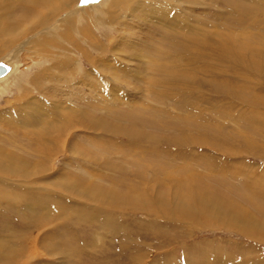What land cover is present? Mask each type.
Here are the masks:
<instances>
[{
  "label": "rangeland",
  "instance_id": "obj_1",
  "mask_svg": "<svg viewBox=\"0 0 264 264\" xmlns=\"http://www.w3.org/2000/svg\"><path fill=\"white\" fill-rule=\"evenodd\" d=\"M186 8L184 10H187L188 14L190 11V14H194L193 12H205L208 15L209 12H212L213 7L210 5L205 7L195 5L194 7L186 6ZM174 9L162 14H165L169 18L168 20L177 19V17L174 18L176 14L173 12ZM127 12L120 13L121 16L118 18L116 14L115 19L117 21L115 20L113 25L108 24L109 26L106 25L104 18L101 20L100 25L97 26L98 23L95 24V17L91 19H87L85 16L82 17L83 22H81L88 23L89 36L91 38L93 35L96 36V42L91 40L90 42L89 40L80 42L82 39L79 40L78 43L85 51L86 57L77 56L74 60L76 65L74 67L75 74L69 83L61 84L63 78L56 73L52 74L53 81L50 84L53 85H50L49 82L47 83V79L44 81L41 79L43 83L40 86L42 87L35 86L32 83L33 77L41 73L44 66L45 71L50 66V63L44 61L38 51L30 47L36 41V38L35 40L31 39L33 37L32 34L23 38L25 40L29 39L27 41L30 44L20 53L19 57L14 58L15 60L8 58L11 62H18L15 74H22L21 77L27 79L26 81L25 79L22 80L21 86H25L24 88L26 89L29 87V89L26 91L28 92L27 94L23 92L25 90H21V86L19 88L18 85H15V87L10 85L5 91L7 93H3L0 96V129L5 126V128L0 130L2 134L0 136H4V133L11 134L15 131L16 134L18 133V138H20L22 133H36V130L41 127H46L45 130L47 132L57 128L56 131L61 133V135L57 142L48 144V149H50V152L52 151L49 157L39 155V159L35 157L34 152H31L24 145L25 142L18 141L16 134L12 136V138L16 139L13 140L18 142L8 147L12 146L10 149L16 154H28L25 163L28 162L31 165H29L27 172L33 175L24 182L20 181L19 177L17 178L18 180L15 178V182L7 181L0 177L2 178L0 181H3L1 182L2 185L5 186L8 183L7 187L10 186L12 191V198L7 201L4 199V202L0 200V259L3 258L4 264H193L191 262L192 259L202 255L201 253L204 250L207 251L206 256L214 260L217 256L209 255V250H214L218 247L224 249L222 256L231 254L233 260L230 261L224 257V260L221 259V261H216L214 264H264V237L249 238L236 229H239V227L214 226L211 222L212 227L207 224V226H201V228L197 224L189 223L182 218L177 220L176 217H172L167 220L164 216H161L162 214L157 212L161 205L158 193L166 191L164 196L169 206L175 208L174 192L178 189V184L175 185L174 182L167 180L165 174H159L158 165L155 164L158 163L165 169L164 173L175 179L189 176L193 179L196 175H200L204 179L205 176L223 178V184H217L216 186L212 184L213 181H206L205 179L204 182L206 184L203 186L208 191L227 192L229 193V199L234 201L239 199V196L243 197L242 193H245V191L240 186L245 182L258 187L261 189V193H264V86L260 88L256 84L255 77L249 73L232 71L225 62L219 61L217 63V61L212 59L191 62L190 56L186 57V55H180L182 58H178L176 55L166 57V59H171L170 61L173 64L180 66V70L183 68L181 71L185 73H180L177 77L174 76V81L172 82L170 81L171 72L169 71L162 73L163 75L165 74L164 77L160 74L162 79L159 75L154 76V80H157L155 81L157 89L151 90L148 87H144L146 85L143 81L141 83L144 84V86L142 85L144 88H140L138 84L137 89L131 87L128 83L125 85L118 84L117 80H121V77L124 76L129 80H133L130 75H125V71L132 72L131 70H134L139 60H144L143 56L132 48L133 43L135 44L133 39L137 38L135 39L137 40L136 42L141 45H148L151 41V34L146 29L147 24H150L151 28L153 25L163 27L164 24H168L165 21L166 23L161 22L163 25H158L157 21L152 22L150 18L144 20L142 14L138 13L135 21L131 19L128 21L127 18H124ZM171 12L173 13L171 14ZM139 18H142V20L139 21ZM119 19L128 23L127 26H133L132 30L128 32L132 34L129 35L130 39L128 40L126 39L127 31L121 34L122 29H120ZM183 19L184 16L179 17V21ZM91 20L94 21L91 22ZM106 26L110 27V29H106ZM91 27L94 29L92 30ZM154 37L159 39L158 35ZM37 38L39 37L37 36ZM123 41H127V44ZM21 43L19 42L18 45ZM143 60L140 61L145 62ZM203 62H205L206 66L204 64H202L203 66L201 65ZM93 65L96 66L95 69L94 67L91 68ZM218 66L220 70L217 68ZM103 67H108V71L104 70ZM202 67L207 68L208 71H203ZM90 69L93 71L89 78V84L86 85L84 80L78 82L80 75ZM198 69L200 70L198 71ZM205 73L209 74L206 75ZM213 73L215 74L213 75ZM146 74L148 73H143L142 78ZM239 74L241 76L245 75L244 77L242 76L243 79ZM73 77L79 83L77 87L83 86L80 88L79 96L74 94V89H72L74 88L73 85L77 84V82H73ZM119 77L120 79H117ZM60 78L61 80H59ZM216 78L217 81H213ZM250 78L252 81L249 80ZM102 80L104 81L102 82ZM91 82H94L93 87L90 84ZM237 83L240 85L237 86ZM56 85L60 88L56 89ZM90 85L91 87H89ZM165 85L167 86L164 87ZM246 85L249 88L245 87ZM242 86L245 88H242ZM38 88L41 90H38ZM230 88L236 89V91L230 90ZM248 89L251 90L248 91ZM242 90H245L244 94ZM181 92L183 94L181 95L182 97L180 96ZM86 94L90 97L88 99H92L91 102L94 103L96 110H98L95 118L100 119L99 121H102L103 125L108 124L106 129H100L97 125L92 126L93 129H89L91 127L90 123L82 122L79 118L76 123H71L72 121L68 123L63 117L57 119L60 115L58 113L62 112L67 115L70 110L77 109L78 102L81 99L84 100L83 96L86 97ZM229 95L232 97L230 98ZM155 96L158 97L156 101L154 100ZM243 96H246V99H241V101L240 97ZM249 98L253 99L250 105L247 100ZM158 99L161 100L158 102ZM257 100L260 103L255 102ZM5 101H8L9 105ZM137 103L138 106L140 105L139 110H141L140 108L147 110L148 115H151L150 120L161 126L162 130H154L148 127L146 123H144V126L136 124L142 136L149 135L153 139L155 138L154 140L152 138L142 140L137 138L138 136L131 137L128 140L123 132V135H118L119 130H130V132H134V130L131 131V126L124 124L123 121H118V116L113 113L117 109H123L126 105H130L131 108L137 107ZM35 108L36 110H34ZM112 108L115 112L111 110ZM103 109H106V111H103ZM108 111L113 112L111 113L114 117L113 119L108 115ZM138 114L142 115V112ZM25 115L27 118L23 119L26 117ZM256 115L259 116L257 119L254 118ZM43 116L46 117L43 118ZM38 117L41 118L39 119ZM50 117L52 118L51 120ZM75 118L72 120H75ZM246 118L247 120H245ZM28 119L30 123L27 122L29 121ZM36 119L38 121L41 120L39 124H37L38 121ZM198 119H200L199 123ZM193 120L195 121L193 122ZM185 121H189L188 123L191 126ZM25 122L28 125H24L26 124ZM96 123L98 122L96 121ZM6 125L10 126L6 127ZM192 125H196L195 127L197 128H192ZM37 127L38 129H36ZM108 127L114 128L117 133L108 132ZM34 128L35 131L31 130ZM4 130L5 132L3 133ZM25 130L27 131L25 132ZM197 131L198 134H196ZM182 138L188 139L186 141ZM198 138L203 141L204 145H201L202 141L200 140L201 142H199ZM14 147L16 150L13 149ZM144 153L158 154L161 159L157 157L159 162L154 159L144 160L142 157L149 156H145ZM37 162L41 163L42 167L39 166L32 169ZM68 178L69 180H67ZM88 179L89 181L87 182ZM194 181L196 180L194 179ZM91 188L97 189L96 192H93ZM221 189L224 190L218 191ZM100 190L115 191L123 195L127 193L131 196L130 198L128 197L131 202L128 204L122 198L114 201L98 196ZM89 194L97 195L89 197ZM154 194H156L157 198H154ZM137 197L139 199H135ZM208 200L211 204H214V201H211L210 198ZM259 202L261 203L262 201L259 200ZM236 204L237 207L241 204L240 207L246 210L249 208L245 202H237ZM219 205L221 204L218 201L216 206L219 207ZM195 206L198 208L197 205ZM172 211L173 213L175 212L174 210ZM214 218H217V216ZM261 219H264V217L259 218V220ZM106 221H114V228L117 227L116 229H118L115 235L112 236L111 232L104 227L107 223ZM199 223L202 225V222ZM123 234L126 235L124 239ZM5 253H12L13 258L9 260L10 262L2 256Z\"/></svg>",
  "mask_w": 264,
  "mask_h": 264
},
{
  "label": "bare ground",
  "instance_id": "obj_2",
  "mask_svg": "<svg viewBox=\"0 0 264 264\" xmlns=\"http://www.w3.org/2000/svg\"><path fill=\"white\" fill-rule=\"evenodd\" d=\"M79 1L80 0H0V58H1L0 59V66L2 65L5 68V74L0 77V96L3 93H7L5 91H7V89L10 87V85H14V87H15V85L16 86L18 85V87L20 88V86L23 82L22 80L25 79V77H21L22 74L21 75L15 74L18 62L17 63H16V61L11 62L8 59V58H10L11 60L14 58L16 59L17 57H19L20 53L23 52V50H25V48L29 46L30 42L27 41L29 39L25 40L23 38L28 37L30 34H32L33 37L31 39L35 40V38H36V41H34L30 47L32 49H35L36 51H38V53L42 55V58L44 59V61L50 63V66L48 69H46V71H45V68H44L45 66H44L43 67L44 70L42 68V72L36 74L33 77L32 83L35 86L42 87V86H40V84L42 85L43 81L45 79H47L46 82L47 83L49 82V84H50V82L53 81V77H52L53 75L52 74L56 73L58 75L60 74L62 76L61 78H63L62 79L63 82H61V84H66V83H69V81H72L71 78L75 74L74 67H76V65L74 63V60L76 59V57L77 56L78 57H80V56L86 57L85 51L81 48L82 46L79 45V43H78L79 40L82 39V41H80V42H85V41L87 42V40H89V42H90V40L92 42H96L95 41L96 36L93 35L92 38L89 36L90 31L88 30L89 29L88 23L87 24L85 22L82 23L83 22L82 17L85 16L87 19H91L92 17H95V24L98 23L97 26L100 25L101 20H103V18L106 20V25H108V24L113 25L115 20L117 21V19H115L116 14L118 15L117 16V18H118L121 16L120 13H125L127 11L128 12L126 13V16H124V18H127L128 21H130V19L135 21L136 17H137L136 14L138 13V14H142V18L144 17V20H148L147 18H150L151 19L150 21H152V22L157 21V23H159L158 25H160L161 22L166 21L169 25L164 24L163 27L162 26L157 27L156 25L154 26L152 24L153 26L151 28L150 24H147L146 29L151 34V37H150L151 41H150V44H148V45H141L139 42L138 43L136 42L137 40H135V39H137V38L133 39L135 41V44L133 43L132 48L136 49V51L139 52V54L141 56H143L142 58H144L145 62H141L140 60H143V59H140L139 63H137V65H135L134 70L130 69L133 73L130 71H128V72L125 71V75H130L133 78V80H129L126 78V76H124V77H121L122 78L121 80H117L118 84L125 85L128 83V85H130L133 88L135 87L136 89L138 88V84H139L140 88L148 87L151 90H154V88L157 89L158 88L157 83H155V81H157V80H154V76L159 75V77H161L160 74L167 73L169 71V72H171V80L170 81L172 82V81H174V76L177 77V76H179L180 73H185V72L181 71L183 68L180 70L179 69L180 66H178L177 64H173V62L170 61L171 59L170 60L166 59V57L176 55V56H178V58L179 57L182 58V56H180V55H183V56L186 55V57L190 56L191 62L197 61V60H201V61L206 60L207 61L208 59L209 60L210 59L215 60V61H217V63L219 61L225 62L228 64L227 65L228 68L231 69L232 71L245 73V74L249 73L255 77L256 84H258L260 86V88L262 86H264V0H100L97 3L83 5V6L79 4ZM195 5H201V7H205L206 5H210L211 7H213L212 12L214 11V13L209 12V14L207 15V14H205V12H198V13L193 12L194 14H190V11H189V14H188L187 10H184V9L188 8V7L186 8V6L194 7ZM172 9H174L173 10L174 14L176 13L174 15V18L177 17V19L168 20L169 18H167L166 15L162 14V13H164V12L167 13L168 10H172ZM201 11H204V10H201ZM173 12H171V14ZM182 13H184V14H182ZM180 16H182V17L184 16V19L179 21ZM124 18H123V20H124ZM142 18H139V21H141ZM92 21H94V20H91V22ZM124 21H126V20H124ZM124 21L119 19V22H120L119 25H120V29H122L121 34H123L124 32L127 31L126 39L128 40V39H130L129 35L131 34L128 32L132 30L133 26H127L128 23H126ZM89 23H90V21H89ZM101 25H103V24H101ZM143 25H145V24H143ZM161 25H163V23ZM89 26H90V24H89ZM92 27H91V29H92ZM106 29H110V27L106 26ZM141 29H143V28H141ZM117 33H119V32H117ZM156 35L159 36V39H155L156 37H154V36H156ZM37 36L39 38H37ZM119 36H121V35H119ZM19 42H22V43L25 42V43H23V44L21 43L20 45H18ZM89 42H88V45H89ZM123 42H126V44H127V41H123ZM95 47H98V46H95ZM161 60H163L162 63H160ZM46 62H45V64H46ZM191 62H190V64H191ZM204 63L205 62L201 63V65ZM106 64H104V66H106ZM211 65H213V64H211ZM190 66H192V65H190ZM93 67L95 69L96 66L93 65L91 68H93ZM197 67H198V65H197ZM200 68H201V66H200ZM217 68L219 69V66ZM103 69L108 71L109 68L103 67ZM199 70L200 69H198V71ZM205 70H207V68H203V71H205ZM231 70H227V71H231ZM92 71L93 70L90 69L87 72L86 71L83 72L82 75H80L81 77H80V80L78 82H80V81L82 82L84 80V83L86 85H88L89 81H90L89 78L91 76ZM81 72H80V74H81ZM68 73H70V75H68ZM143 73H148V74H146L142 78ZM209 73H207V74H209ZM216 73H217V71H216ZM76 74H78V73L76 72ZM202 74H204V73H202ZM214 74L215 73H213V75ZM223 75H224V73H223ZM162 76L164 77L165 74L164 75L162 74ZM169 76H170V74H169ZM239 76H241V75L239 74ZM242 76H241V78H242ZM54 77H55V75H54ZM74 77H73V80H74L73 82L76 83L77 81ZM159 77H157V78H159ZM185 77H188V76H185ZM214 77H216V76H214ZM12 78H13V81H12ZM61 78L59 80H61ZM217 78L213 79V81L214 80L217 81ZM41 79H43V81ZM117 79H120V77ZM161 79H162V77H161ZM168 79H170V78H168ZM26 80L27 79H25V81ZM249 80L252 81L251 78ZM103 81L104 80H102V82ZM141 81H143V83L146 86H144V84L141 83ZM78 82H77V84L73 83L74 88H72V89H74V94H76L77 96H79V94H80V91H81L80 88L83 87V86L77 87V85H79ZM215 82H213V83L215 84ZM93 83L94 82L90 83L92 85V87H93ZM163 83H165V82H163ZM166 83H167V81H166ZM245 83H247V82H245ZM159 84L163 85L161 83H159ZM229 84H231V83H229ZM50 85H53V84H50ZM91 85L89 87H91ZM95 85H97V84H95ZM168 85H170V84H168ZM239 85L237 83V86H239ZM247 85L245 87H247ZM250 85H252V84H250ZM166 86L167 85H165L164 87H166ZM175 86H176V84H175ZM182 86H184V85H182ZM220 86L222 87V85H220ZM24 87L25 86H21V90H25L23 92L28 94V92H26V91H28L27 89H29V87L27 89ZM177 87H178V85H177ZM243 87L244 86H242V88ZM55 88L59 89L60 87L58 85H56ZM215 88H216V86H215ZM239 88H241V87H239ZM247 88H249V87H247ZM256 89H257V87H256ZM38 90H41V89L38 88ZM214 90H217V89H214ZM230 90L236 91V89H233V88L232 89L230 88ZM249 90H251V89H248V91ZM168 91H169V89H168ZM242 91L244 94L245 90H242ZM242 91H240V92H242ZM259 91H260V89H259ZM218 92H217V94H218ZM254 92H255V88H254ZM25 93H23V94H25ZM85 93H86V90H85ZM90 93H91V91H90ZM226 93H228V92H226ZM181 95H183L182 92L180 93V96ZM254 95H255V93H254ZM83 97L85 99L84 100L81 99L80 102H78L79 104H77V106H76L77 109L70 110L68 112L69 114H67V115H65L62 112L58 113L60 115L57 119L63 117L64 120H66L68 123L71 121H72L71 123H76L77 119L79 118L82 122H88V124L90 123L91 127L89 126L90 127L89 129H93L92 126H96V125L98 128L100 127V129H103V130L106 129V126L108 124L103 125L102 121H99L100 119L95 118V115L98 112V110H96L94 103L91 102L92 99L91 100L88 99V98H90L88 96V94H86V97L85 96H83ZM229 97H230V95H229ZM156 98H158V97L155 96V98H154L155 101H156ZM241 99H246V96L240 97V100ZM249 99H247V100L250 102L249 103V105H250L253 102L252 101L253 99L252 100L251 99L249 100ZM77 100H78V98H77ZM160 100L158 99V102ZM189 100H190V98H189ZM254 100H256V99H254ZM255 102L260 103L258 100ZM5 103L8 104V101H5ZM183 103H184V101H183ZM183 103H182V105H183ZM136 105H137V107H133V108H131L130 105H126L123 107V109L122 108L117 109L116 112L112 108L111 110L114 111L115 113L108 111V113H109L108 115L110 117H112V119H113L114 117L111 113L115 114L116 116H118L117 117L118 121H123L124 124L131 126V128H132L131 131L134 130V132H130V130H126V131L125 130H119L118 135H120V134L123 135V133H125V137L128 140L131 139V137H135V136L136 137L138 136L137 138L142 139V140H144V139L148 140L149 138H152V137L149 135L148 136L147 135L142 136V134L139 132L140 130L137 129L138 125H136V124H140V126L141 125L144 126V123H146L148 125V127H151L154 130H159V129L162 130L161 126L156 125L152 120H150L151 115H148L147 110L142 109V108H140L141 110H139L138 108L140 107V105L138 106V103ZM213 107H214V105H213ZM147 108H149V107H147ZM34 110H36V108ZM148 110H150V109H148ZM103 111H106V109L105 110L103 109ZM139 112H142V115H140L141 113L138 114ZM6 113H8V112H6ZM54 113H55V111H54ZM101 114H104V113H101ZM189 115H190V113H189ZM71 116H73V117H71ZM44 117H46V116H43V118ZM99 117L101 118V116H99ZM166 117H168V116L166 115ZM258 117L259 116H257V115L254 116V118H256V119ZM11 118H13V117H11ZM26 118H27V116L23 119H26ZM73 118H75L76 121L72 120ZM182 118H184V117H182ZM47 119L49 120V118H47ZM51 119L52 118L50 117V120ZM199 120L200 119H198V123H199ZM245 120H247V118ZM40 121L41 120H39L37 124H39ZM96 121L98 123H96ZM194 121L195 120H193V122ZM204 121H205V119H204ZM27 122L30 123V120ZM185 122L187 124H189L188 123L189 121L188 122L185 121ZM201 123H204V122H201ZM2 124L4 125V123H2ZM56 124H57V121H56ZM120 124H121V122H120ZM24 125H28V124L26 123ZM174 125H175V123H174ZM193 125H192V128H194L196 126V125L195 126H193ZM9 126L10 125H6V127H9ZM189 126H191V124H189ZM38 127L36 129H38ZM2 128H5V126ZM31 128H33V127H31ZM45 128L46 127H43V128L41 127L39 130H36V133L35 132H31V133L28 132L27 133L26 132L28 130L27 129V130H25L26 134L22 133L20 138H18V135H17L18 133L16 134L15 131L13 133H11L12 132L11 131L10 132L11 134L4 133L5 130L3 131V133L5 135L0 136V177H2L3 179H6L7 181L11 180L13 182H15L16 179L19 177V180L24 182L25 180L29 179L30 176L33 175L32 173L29 174L27 172L29 169V165H31L28 162L25 163L26 162L25 159H27L28 154H24V155H22L23 153H17L16 154V152H13V150L10 149L12 146L11 147H8V146L17 143L20 140V141L25 142L24 145H26L27 148H29V150H31V152H34V155L37 159H39L38 158L39 155L40 156L43 155L44 157H49V155L51 154L52 151L50 152V149H48L49 148L48 144L50 142L52 144L55 141L57 142L58 139L60 138L59 136L61 135V133L56 131L57 128L56 129L54 128V130H51L48 132H47V130H45ZM83 128H85V127H83ZM195 128H197V127H195ZM107 129H108V132H110V133L111 132L117 133L114 130V128L108 127ZM31 130L35 131V128L31 129ZM199 132H201V131H199ZM13 134L17 135L16 136V138H18L17 142H15V140H16L15 138H12ZM196 134H198V131ZM62 136H64V135L62 134ZM183 136H184V134H183ZM13 139H15V140H13ZM182 139L184 140L185 138H182ZM187 139H185V140L187 141ZM198 139H199V142L202 141L200 138H198ZM134 141H135V139H134ZM202 144H203V141L201 142V145ZM14 146L16 147V145H14ZM15 147L13 149H15ZM73 154H74V152H73ZM116 155H118V154H116ZM144 155L145 156L149 155L146 157H142L144 160H147V159L153 160L154 159V160H157L159 162V160H158L159 155L158 154L154 155L153 153L152 154L151 153H148V154L144 153ZM159 159H161V158H159ZM123 163H124V160H123ZM155 164L158 165L157 166L158 168L156 166L155 167L158 169L159 174H165L167 177V180H169L170 182H174L175 185L178 184L177 185L178 189L174 192V198H175L174 201L176 202L175 208H172L171 206H169V203L167 202V200L164 196L166 191H161V193L160 192L158 193L160 196V197L159 196L158 197L160 198V202H161L160 204L161 205H160V209L158 208L159 210L157 212L161 213L162 214L161 216H164L165 219L168 220L169 218L171 219L172 217H176L178 220V219L182 218L183 220H185L189 223L197 224L198 227H201V226L204 227V226H207V224L209 227H212V224L214 226L215 225H217V226L226 225V227L227 226H231L233 228L239 227V229L238 228H236V229L240 233L246 235L249 238L257 239V238L264 237V219L259 220V218L264 217V193H261V189H259L258 187H255L254 185H252L248 182L242 183V185L240 187L243 188L245 193H242L243 197L239 196L240 198L237 199L236 201H234L233 199H229L230 198L229 193H227V192L218 193V192H215L214 190L208 191L207 189L205 190L206 187L204 188V186H203L204 184H206L204 182L205 179H206V181H211V182L213 181L212 184L216 186L217 184H223V182H224L223 178L221 179L219 177H214V176H205V179H204V177H201L200 175H196L195 177H193V179L191 176L185 177V178H179V179L176 178L175 179V178L170 177L167 173H164L165 169L163 167H161L158 163H155ZM41 165H42L41 163L39 164V162H37L36 164L33 165L32 169L37 168ZM123 169H125V168H123ZM2 178H0V179H2ZM194 179L196 181H194ZM67 180H69V178ZM32 181H30V182H32ZM88 181H89V179L87 180V182ZM152 181L154 182V180H152ZM1 182H3V181H0V184H1L0 185V200H3V202H4V199H5V201H7L10 198H12L11 197L12 191L10 190V186L7 187L8 183H7V185L3 186ZM68 183H69V181H68ZM75 184H77V183H75ZM239 185H240V183H239ZM95 186H96V184H95ZM208 186H210V185H208ZM95 188H91L93 192H96L97 189H95ZM223 190L224 189H221L218 191H223ZM91 195L93 196V195H97V194H89V197H91ZM98 196L106 197V198H109V200L111 199L114 201L117 200L118 198L119 199L122 198L123 201L127 202L128 204L131 202L128 199V197L130 198L131 196L128 195L127 193H125L123 195V194H118L115 191L111 192V191H101L100 190V192H98ZM154 196H155L154 198H157L156 194H154ZM208 198H210L211 201H214V204L213 203L211 204L210 201L208 200ZM226 198L229 200H227ZM135 199H139V198L137 197ZM130 200H132V199H130ZM259 200H261L262 202L260 203ZM218 201H219V204H221V205H219V207L216 206ZM220 201H221V203H220ZM237 202L247 203L248 204L247 206L249 207L248 210H246L243 207H240L241 204H239V207H237V204H236ZM4 204H7V203H4ZM195 205H197L198 208H196ZM9 206H10V204H9ZM115 209H117V208H115ZM14 210H15V208H14ZM18 210H19V208H18ZM172 210H174L175 212L173 213ZM250 212H254V213L250 214ZM215 216H217V218H214ZM228 218H229V220H227ZM234 219H235V221H234ZM113 222L114 221L107 222L104 226V227H106V229L109 230V232H111L112 236L115 235L116 232H118V229H116L117 227L114 228L115 225L113 224ZM178 222H180V221H178ZM199 222H202V225H200ZM211 222H212V224H210ZM37 224H38V222H37ZM124 238H126L125 234H123V239ZM223 250L224 249L218 248V247H216L214 250H212V249L209 250V255H215L217 257L219 255V257L218 258L216 257L214 260L209 256L207 257L206 256L207 251L204 250L201 253L202 255H198V257L195 259H192L191 262L193 264H212V263L214 264L216 261H221V259L224 260V257H226L228 260L232 261L233 257L231 256V254L230 255L225 254V256H222ZM210 253H212V254H210ZM2 256L4 257V259H7L8 261L13 258L12 253L11 254L5 253V255H2ZM220 256H221V258H220ZM189 259H190V257H189ZM2 260H3V258L0 259V261H2ZM1 263H3V261L0 262V264Z\"/></svg>",
  "mask_w": 264,
  "mask_h": 264
},
{
  "label": "water",
  "instance_id": "obj_3",
  "mask_svg": "<svg viewBox=\"0 0 264 264\" xmlns=\"http://www.w3.org/2000/svg\"><path fill=\"white\" fill-rule=\"evenodd\" d=\"M100 0H80L79 4L80 5H88V4H93V3H97ZM5 74V68L1 65L0 66V77L3 76Z\"/></svg>",
  "mask_w": 264,
  "mask_h": 264
}]
</instances>
